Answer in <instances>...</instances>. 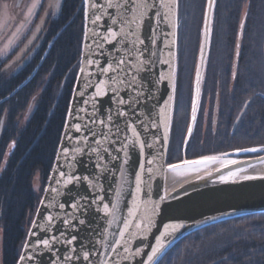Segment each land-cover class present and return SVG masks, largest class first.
Returning <instances> with one entry per match:
<instances>
[{
  "label": "water",
  "instance_id": "95a60500",
  "mask_svg": "<svg viewBox=\"0 0 264 264\" xmlns=\"http://www.w3.org/2000/svg\"><path fill=\"white\" fill-rule=\"evenodd\" d=\"M93 2L97 8L91 7ZM110 2L119 0H88V5L83 0L79 67L53 164L16 264H143L169 226L162 237L165 246L152 262L158 264L197 231L264 213V151L256 157L203 164L184 163L201 158L183 159L170 164L179 165L176 169L166 164L175 105L178 0H163L168 7H162L161 0H148L155 7L139 28L122 21L115 7H107ZM214 4L205 3L183 151L196 120ZM125 18L131 21L130 15ZM98 88L103 94H97ZM130 210L135 217L128 216ZM125 218L132 224L121 238ZM174 225L179 227L173 230ZM116 240L121 244L113 251ZM137 249L142 250L139 256L133 255ZM85 252L90 253L87 261Z\"/></svg>",
  "mask_w": 264,
  "mask_h": 264
},
{
  "label": "trees",
  "instance_id": "16d2710c",
  "mask_svg": "<svg viewBox=\"0 0 264 264\" xmlns=\"http://www.w3.org/2000/svg\"><path fill=\"white\" fill-rule=\"evenodd\" d=\"M205 3L179 0L175 105L167 165L182 158ZM67 4L68 9L77 5L78 10L73 47L67 41L58 43L53 53L24 76L0 73V264L18 260L53 164L77 74L83 0ZM216 83L220 109L204 132L203 112L197 108L186 157L233 161L261 155L264 0H215L200 97L210 90L213 93ZM182 88L185 99L180 109ZM158 264H264V213L197 231L180 240Z\"/></svg>",
  "mask_w": 264,
  "mask_h": 264
},
{
  "label": "flooded vegetation",
  "instance_id": "af4514ba",
  "mask_svg": "<svg viewBox=\"0 0 264 264\" xmlns=\"http://www.w3.org/2000/svg\"><path fill=\"white\" fill-rule=\"evenodd\" d=\"M68 1L0 0L1 74L10 77L24 76L26 72L34 71L50 52L53 53V49L58 43L67 41L69 47H73L72 36H74L78 24V10L77 5L68 9ZM33 4L37 5L34 9H32ZM29 9H32L31 13H29ZM66 34H71V36L67 37ZM73 62L74 60L71 63ZM65 79L63 78L61 85L65 83ZM216 85L217 83L213 93L210 90L206 95L199 98L198 112H203L204 119L201 122V127L204 132H206L209 122L220 109L221 96L218 89H216ZM184 91L185 89L182 88L179 98L180 109L183 107V99H185ZM189 99L191 105L192 95ZM185 150L183 151L182 145V158L180 161L183 159L191 160L186 157ZM173 163L177 162L174 161Z\"/></svg>",
  "mask_w": 264,
  "mask_h": 264
},
{
  "label": "snow or ice",
  "instance_id": "6c2138e0",
  "mask_svg": "<svg viewBox=\"0 0 264 264\" xmlns=\"http://www.w3.org/2000/svg\"><path fill=\"white\" fill-rule=\"evenodd\" d=\"M85 4L88 5V0H85ZM161 6L162 7H168V5L163 2V0H161ZM36 7H37V5L33 4L32 9H34ZM91 7L92 8H97L98 4L96 2H93L91 4ZM99 7H103V5H99ZM107 7H109V8L115 7L118 10V13L120 15V19L122 21H124L125 23H135L136 27L139 28L140 27V21H142L147 16L148 11L150 9L155 7V4L149 3L148 0H119V2H117L115 4L110 2L107 5ZM32 9H29V13L32 12ZM125 14H128V15L131 16V21H128L125 18ZM156 14L159 15V12H157ZM98 19H100L99 16H97V20ZM113 23H116L115 18H113ZM121 31L123 32V29H121ZM109 32L111 33L112 39H115L116 33L112 32L111 29H109ZM140 43H143V41H140ZM88 63L92 64L93 61L89 60ZM120 63L123 64L124 61L121 60ZM113 70H115V69H113ZM81 71L83 72V68L81 69ZM102 71L104 73H107L109 71V68L105 67V68L102 69ZM233 76L235 77V72L233 73ZM97 94H103L99 88L97 89ZM120 102L123 103L122 100ZM193 105H194V109L193 110L195 111V105H196L195 99L193 100ZM120 115L123 116V115H125V113L121 112ZM128 127L132 131L133 135L138 137L136 129L134 127H132L131 125H128ZM77 131H79V126H77ZM125 148H127V145H125ZM245 151H256V149H245ZM125 154L127 156V152ZM217 159L218 158L214 157V156H206V157H202L200 160L184 161V163L185 164H203L205 162L215 161ZM125 163H127V160L125 161ZM147 163L151 164L152 161L149 160V161H147ZM178 167H179V165H169L170 169H176ZM143 168H144V164H141V169H143ZM245 178L247 179V178H250V177H245ZM136 182H137V191H139V187H140V184H141V177H140L139 173L136 174ZM68 183H71V180H69ZM117 195H119V193H117ZM163 199H164V197H161V200H163ZM115 207L116 206L113 205V208H115ZM107 211H108V206L105 205V212H107ZM128 216L129 217H135L136 216V212L133 211V210H130L129 213H128ZM49 219H51V217ZM150 223H151V221L149 220L148 223L144 224L145 230H147L148 225ZM131 224H132V220H130L128 218L124 219L123 228L119 232V235H120L121 238H123L125 236V233L128 231V228L130 227ZM135 227L137 229H140L141 228V223H136ZM168 227L169 226H165V232H162L160 234V236H158L156 238V244L151 247V251L147 254V257L143 261V264H152V262L156 259L158 253L165 246L162 237H164L166 235ZM178 227H179V225L172 226L173 230H175ZM73 239H75V237H73ZM43 244H44L45 247H48V245H49L48 240H44ZM120 244H121V241L120 240H116L112 250L116 251L117 247L120 246ZM124 251L128 252L129 249L127 247H124ZM141 251H142L141 249H137L136 252L133 255L139 256V255H141ZM92 254L94 255L95 253H92ZM89 255H90L89 252H85L84 253V257H83L84 260L87 261L89 259ZM23 259H24V257L21 256V260H23ZM66 259H70V257H66ZM101 264H107V261H102Z\"/></svg>",
  "mask_w": 264,
  "mask_h": 264
},
{
  "label": "rangeland",
  "instance_id": "374dc122",
  "mask_svg": "<svg viewBox=\"0 0 264 264\" xmlns=\"http://www.w3.org/2000/svg\"><path fill=\"white\" fill-rule=\"evenodd\" d=\"M245 7L243 8V12L242 13H245ZM195 75V74H194ZM193 83H194V81L192 82V88H193ZM193 92V91H192ZM191 102H192V99H191ZM190 109H191V105H190Z\"/></svg>",
  "mask_w": 264,
  "mask_h": 264
},
{
  "label": "bare ground",
  "instance_id": "6f19581e",
  "mask_svg": "<svg viewBox=\"0 0 264 264\" xmlns=\"http://www.w3.org/2000/svg\"><path fill=\"white\" fill-rule=\"evenodd\" d=\"M207 166V165H206Z\"/></svg>",
  "mask_w": 264,
  "mask_h": 264
}]
</instances>
